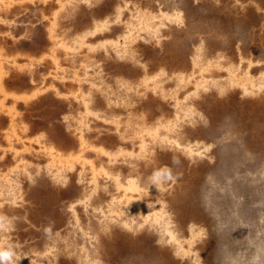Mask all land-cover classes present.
I'll list each match as a JSON object with an SVG mask.
<instances>
[{"label": "rangeland", "instance_id": "374dc122", "mask_svg": "<svg viewBox=\"0 0 264 264\" xmlns=\"http://www.w3.org/2000/svg\"><path fill=\"white\" fill-rule=\"evenodd\" d=\"M0 82L10 264H264V0H0Z\"/></svg>", "mask_w": 264, "mask_h": 264}, {"label": "bare ground", "instance_id": "6f19581e", "mask_svg": "<svg viewBox=\"0 0 264 264\" xmlns=\"http://www.w3.org/2000/svg\"><path fill=\"white\" fill-rule=\"evenodd\" d=\"M212 73H213V72H212ZM252 104H254V103H250V105H252ZM262 107H263V106H262ZM262 109H264V107H263ZM245 119H246V118H245ZM250 120H251V122L254 121V119H253L251 116H250ZM256 121H257V120H256ZM260 121H261V119H260ZM254 123L257 124V122H254ZM256 129H257V131H255V133H260V137H261V139H262V140L260 139V142H258V144H262V145H264V138H263L264 130L261 131V130H260V127H259V128L256 127ZM261 129H262V128H261ZM258 131H259V132H258ZM251 147H252V146H251ZM201 171L204 172L205 170H201ZM202 178H203V177H202ZM130 202H131V200H130ZM117 236H118V237H119V236H121V237H125L126 234H118V233H117L116 237H117ZM132 236H133V235H132ZM132 236H131V237H132ZM118 237H117V238H118ZM100 238H103V235H100ZM103 242H106V241H103ZM106 244H107V243H106ZM124 244H125V243L123 242V243L121 244L120 247H117V251H119V250L121 249L120 252H119L118 254H122V253H124V252L126 251V249H128V248L131 249L132 246H129V247L127 248L128 245L125 244V245H126V246H125ZM104 245H105V244H104ZM110 245H111V244H109V246H110ZM122 246H123L124 248H123ZM124 249H125V250H124ZM129 251H130V250H129ZM133 252H134V251H133ZM138 253H140V252H138Z\"/></svg>", "mask_w": 264, "mask_h": 264}, {"label": "clouds", "instance_id": "9594fccd", "mask_svg": "<svg viewBox=\"0 0 264 264\" xmlns=\"http://www.w3.org/2000/svg\"><path fill=\"white\" fill-rule=\"evenodd\" d=\"M155 180V178H154ZM4 218H0V227H3V221ZM14 256L13 251L11 250V248H9L8 250H2L0 251V260L5 261V262H11L12 257Z\"/></svg>", "mask_w": 264, "mask_h": 264}, {"label": "crops", "instance_id": "0c3cea01", "mask_svg": "<svg viewBox=\"0 0 264 264\" xmlns=\"http://www.w3.org/2000/svg\"><path fill=\"white\" fill-rule=\"evenodd\" d=\"M1 82H2V80H1ZM1 82H0V83H1ZM0 86H1V89H2V85H1V84H0Z\"/></svg>", "mask_w": 264, "mask_h": 264}]
</instances>
